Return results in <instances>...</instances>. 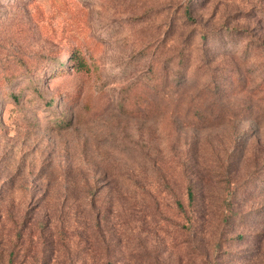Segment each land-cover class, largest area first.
Segmentation results:
<instances>
[{"label":"rangeland","instance_id":"obj_1","mask_svg":"<svg viewBox=\"0 0 264 264\" xmlns=\"http://www.w3.org/2000/svg\"><path fill=\"white\" fill-rule=\"evenodd\" d=\"M0 264H264V0H0Z\"/></svg>","mask_w":264,"mask_h":264},{"label":"trees","instance_id":"obj_2","mask_svg":"<svg viewBox=\"0 0 264 264\" xmlns=\"http://www.w3.org/2000/svg\"><path fill=\"white\" fill-rule=\"evenodd\" d=\"M190 196H192V194H190Z\"/></svg>","mask_w":264,"mask_h":264}]
</instances>
